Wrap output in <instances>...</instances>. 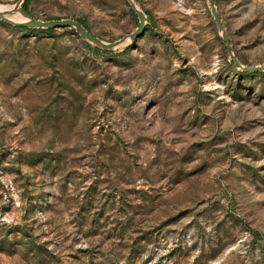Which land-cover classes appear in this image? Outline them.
Wrapping results in <instances>:
<instances>
[{
	"label": "rangeland",
	"instance_id": "374dc122",
	"mask_svg": "<svg viewBox=\"0 0 264 264\" xmlns=\"http://www.w3.org/2000/svg\"><path fill=\"white\" fill-rule=\"evenodd\" d=\"M133 1L143 34L110 50L0 21V264H264V71L206 0ZM215 7L263 65L264 0ZM28 12L138 24L127 0Z\"/></svg>",
	"mask_w": 264,
	"mask_h": 264
},
{
	"label": "water",
	"instance_id": "95a60500",
	"mask_svg": "<svg viewBox=\"0 0 264 264\" xmlns=\"http://www.w3.org/2000/svg\"><path fill=\"white\" fill-rule=\"evenodd\" d=\"M210 9V13L213 17V20L216 24L217 30L224 42V46L228 52L230 61L241 71L248 73H259L264 71V64L261 66H245L241 64L238 58L233 53V49L230 45L228 35L221 24L219 14L217 13L215 7V0H206ZM27 0H16V2L8 7L7 9L0 10V21L10 24L12 26H20L33 29H69L72 32L78 34L82 39L97 45L98 47L106 50L113 49L120 45H127L132 43L143 34L144 27L146 25V16L143 11H141L133 0H127L130 10L136 15L138 19L137 27L133 32L128 35L122 36L116 41L113 42H103L99 38L93 36L89 33L82 25H80L76 20L73 19H53V20H38L29 15H27L23 6ZM18 13L21 18L17 21L9 18L12 14Z\"/></svg>",
	"mask_w": 264,
	"mask_h": 264
},
{
	"label": "trees",
	"instance_id": "16d2710c",
	"mask_svg": "<svg viewBox=\"0 0 264 264\" xmlns=\"http://www.w3.org/2000/svg\"><path fill=\"white\" fill-rule=\"evenodd\" d=\"M29 2H30V0H27V2L23 6V10H24V12L27 15L30 16V13L28 12V4H29ZM76 21L87 30L86 25L81 20H76ZM8 27H11L13 30H16V31H19V32H24V33H34V32H47V33H51V32L54 31L52 29H33V28H26V27H20V26H10V25H8ZM72 33H74V32H72Z\"/></svg>",
	"mask_w": 264,
	"mask_h": 264
},
{
	"label": "bare ground",
	"instance_id": "6f19581e",
	"mask_svg": "<svg viewBox=\"0 0 264 264\" xmlns=\"http://www.w3.org/2000/svg\"><path fill=\"white\" fill-rule=\"evenodd\" d=\"M9 6H2V5H0V10H4V9H7ZM20 18H21V16H20Z\"/></svg>",
	"mask_w": 264,
	"mask_h": 264
}]
</instances>
